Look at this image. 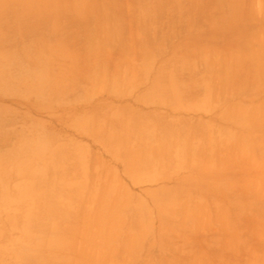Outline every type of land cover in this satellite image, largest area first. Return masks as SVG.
Returning a JSON list of instances; mask_svg holds the SVG:
<instances>
[{
  "label": "crops",
  "instance_id": "crops-1",
  "mask_svg": "<svg viewBox=\"0 0 264 264\" xmlns=\"http://www.w3.org/2000/svg\"><path fill=\"white\" fill-rule=\"evenodd\" d=\"M264 0H0V264H264Z\"/></svg>",
  "mask_w": 264,
  "mask_h": 264
},
{
  "label": "rangeland",
  "instance_id": "rangeland-1",
  "mask_svg": "<svg viewBox=\"0 0 264 264\" xmlns=\"http://www.w3.org/2000/svg\"><path fill=\"white\" fill-rule=\"evenodd\" d=\"M264 252V251H263Z\"/></svg>",
  "mask_w": 264,
  "mask_h": 264
}]
</instances>
